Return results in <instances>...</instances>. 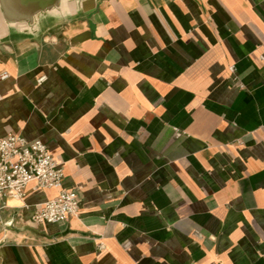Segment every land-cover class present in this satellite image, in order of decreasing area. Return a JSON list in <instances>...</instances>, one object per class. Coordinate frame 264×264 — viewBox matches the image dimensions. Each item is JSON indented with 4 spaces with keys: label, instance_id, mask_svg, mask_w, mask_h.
I'll return each instance as SVG.
<instances>
[{
    "label": "crops",
    "instance_id": "crops-1",
    "mask_svg": "<svg viewBox=\"0 0 264 264\" xmlns=\"http://www.w3.org/2000/svg\"><path fill=\"white\" fill-rule=\"evenodd\" d=\"M5 71L0 137L42 139L81 202L7 199L0 264H264V0L0 3Z\"/></svg>",
    "mask_w": 264,
    "mask_h": 264
},
{
    "label": "built area",
    "instance_id": "built-area-1",
    "mask_svg": "<svg viewBox=\"0 0 264 264\" xmlns=\"http://www.w3.org/2000/svg\"><path fill=\"white\" fill-rule=\"evenodd\" d=\"M234 72L235 65L229 66ZM8 73H1L6 78ZM46 75L39 77V83ZM63 162L40 138L28 139L9 131L0 137V213L9 198L23 199L31 183L41 189L56 188L58 193L36 206L32 220L36 223L65 222L79 213L81 196L78 189L63 187Z\"/></svg>",
    "mask_w": 264,
    "mask_h": 264
},
{
    "label": "water",
    "instance_id": "water-1",
    "mask_svg": "<svg viewBox=\"0 0 264 264\" xmlns=\"http://www.w3.org/2000/svg\"><path fill=\"white\" fill-rule=\"evenodd\" d=\"M61 0H0L5 14L14 20L34 24L35 16L57 6ZM1 228V227H0Z\"/></svg>",
    "mask_w": 264,
    "mask_h": 264
}]
</instances>
